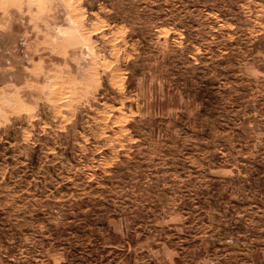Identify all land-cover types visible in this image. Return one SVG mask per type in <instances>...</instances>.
Segmentation results:
<instances>
[{
	"label": "rangeland",
	"instance_id": "1",
	"mask_svg": "<svg viewBox=\"0 0 264 264\" xmlns=\"http://www.w3.org/2000/svg\"><path fill=\"white\" fill-rule=\"evenodd\" d=\"M0 264H264V0H0Z\"/></svg>",
	"mask_w": 264,
	"mask_h": 264
}]
</instances>
